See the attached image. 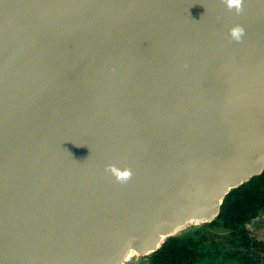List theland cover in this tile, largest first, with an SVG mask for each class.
Returning <instances> with one entry per match:
<instances>
[{
  "label": "water",
  "instance_id": "1",
  "mask_svg": "<svg viewBox=\"0 0 264 264\" xmlns=\"http://www.w3.org/2000/svg\"><path fill=\"white\" fill-rule=\"evenodd\" d=\"M263 170L264 0H0V264H127Z\"/></svg>",
  "mask_w": 264,
  "mask_h": 264
},
{
  "label": "trees",
  "instance_id": "2",
  "mask_svg": "<svg viewBox=\"0 0 264 264\" xmlns=\"http://www.w3.org/2000/svg\"><path fill=\"white\" fill-rule=\"evenodd\" d=\"M264 215V170L232 189L210 222L167 237L149 264H264V239L249 227Z\"/></svg>",
  "mask_w": 264,
  "mask_h": 264
},
{
  "label": "clouds",
  "instance_id": "3",
  "mask_svg": "<svg viewBox=\"0 0 264 264\" xmlns=\"http://www.w3.org/2000/svg\"><path fill=\"white\" fill-rule=\"evenodd\" d=\"M222 3L229 11L234 10L237 14H240L243 11V0H222ZM229 35L234 41L240 42L244 35V29L239 25L233 26L229 29ZM106 171L112 174L117 182L120 183L127 182L132 176L130 169L121 170L112 164L106 167Z\"/></svg>",
  "mask_w": 264,
  "mask_h": 264
},
{
  "label": "rangeland",
  "instance_id": "4",
  "mask_svg": "<svg viewBox=\"0 0 264 264\" xmlns=\"http://www.w3.org/2000/svg\"><path fill=\"white\" fill-rule=\"evenodd\" d=\"M249 227L252 229L253 234L260 239H264V215L257 220L251 222ZM127 264H147L144 257H136L131 259ZM204 264V263H203ZM209 264V263H206Z\"/></svg>",
  "mask_w": 264,
  "mask_h": 264
},
{
  "label": "flooded vegetation",
  "instance_id": "5",
  "mask_svg": "<svg viewBox=\"0 0 264 264\" xmlns=\"http://www.w3.org/2000/svg\"><path fill=\"white\" fill-rule=\"evenodd\" d=\"M145 256H148V255H145ZM145 256H144V257H145ZM147 264H149V263L147 262Z\"/></svg>",
  "mask_w": 264,
  "mask_h": 264
}]
</instances>
